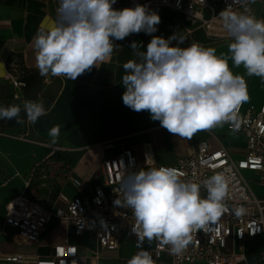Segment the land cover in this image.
<instances>
[{
    "label": "clouds",
    "instance_id": "9594fccd",
    "mask_svg": "<svg viewBox=\"0 0 264 264\" xmlns=\"http://www.w3.org/2000/svg\"><path fill=\"white\" fill-rule=\"evenodd\" d=\"M255 2L233 0L232 4H241L243 11H233L230 4L219 13L231 40L230 55L218 56L215 48L195 42L182 47L187 38L178 31L167 39L152 36L143 51L140 43L132 42L137 59L123 65V104L138 113L147 111L169 133L187 140L226 123L236 130L238 110L249 95L244 77L233 74L228 60L236 67L243 65L248 76L264 78V19H257L248 7ZM115 3L59 0L55 20L33 39L39 74L75 80L110 59L120 48L114 40L157 32L161 18L147 5L115 9ZM21 111L20 105L0 106V119L22 123ZM23 111L31 123L47 115L44 104L38 101H24ZM59 134L60 125L49 130L51 143L57 142ZM202 188L206 197L201 196ZM121 191L123 198L118 196L114 204L131 209L135 218L132 232L141 249L127 264H155L150 253L142 249L145 240L160 241L170 246L173 255H182L194 233L212 231L228 211L222 173L196 183L181 179L174 168H141L126 173ZM233 212L241 217L246 209L237 207Z\"/></svg>",
    "mask_w": 264,
    "mask_h": 264
},
{
    "label": "crops",
    "instance_id": "0c3cea01",
    "mask_svg": "<svg viewBox=\"0 0 264 264\" xmlns=\"http://www.w3.org/2000/svg\"><path fill=\"white\" fill-rule=\"evenodd\" d=\"M59 0H0V106L20 105L22 123L15 120L0 119V207L7 201L24 193V176L37 161L45 158L48 149L43 145L30 144L6 137L4 134L27 133L32 140L51 143L49 130L60 125V134L55 144L71 148L66 156L52 158L66 160L68 163L67 181L59 192L73 198L87 195L91 188L101 181L98 170L103 160L117 154L122 148H129L137 161L142 164V152L149 144L154 161L159 165H172L178 158L186 156L199 142H206L211 148L224 147L235 159L246 152V141L242 135L228 132L225 125L212 130L198 132L190 140L169 133L153 121L147 111L135 112L125 106L122 95L125 91L122 77L125 75L124 63L137 59L130 47L132 42L142 45L146 50L152 36L167 39L172 33L166 31V25L175 17L165 9H151L161 18L157 32L147 35L144 32L133 33L124 40L113 41L120 48L114 50L110 59L91 70L85 71L75 80L61 82L51 78L44 84L36 67L33 39L37 32L46 28L56 18ZM168 15L171 20H167ZM216 49V54L230 55L228 45L231 41L211 43L202 33H197L193 41L186 40L182 47L191 43ZM175 44V42H173ZM13 62L24 72L25 87L23 98H13V88L4 78L6 62ZM233 74L244 77L249 100L245 103L259 106L264 104V78L248 76L243 65L234 66L228 60ZM46 97V100H44ZM26 100L42 102L47 115L31 123L23 111ZM141 168H150L143 166ZM253 176V175H252ZM70 178L82 183L81 190L76 189ZM251 190L257 196H264V188L256 182H250ZM57 206H63L57 203ZM3 213L0 211V229ZM75 244L78 252V264H91L89 256L98 252L96 264H127L141 249L137 241H128L115 250L100 249L93 235H76L70 224L53 218L42 231L36 244L17 242L13 230L8 235L0 233V249L4 253H17L27 256H47L57 244ZM152 242L145 240L142 248L151 247ZM234 249L242 251L245 261L238 264H264V236L259 235L234 244ZM0 264H34L0 261ZM157 264H172L163 256ZM202 264V263H196Z\"/></svg>",
    "mask_w": 264,
    "mask_h": 264
},
{
    "label": "built area",
    "instance_id": "2783aa9c",
    "mask_svg": "<svg viewBox=\"0 0 264 264\" xmlns=\"http://www.w3.org/2000/svg\"><path fill=\"white\" fill-rule=\"evenodd\" d=\"M233 0H116L115 9L147 5L151 9H165L175 20L166 25L170 33L181 32L186 40L193 41L197 33H202L211 43L231 41L223 28L219 13ZM257 19H264V0H256L248 5ZM233 11H243L239 3L232 4ZM39 71V70H38ZM5 80L13 88V98L22 99L25 87L24 72L13 62H6ZM51 78L63 82L65 77L42 76L44 84ZM228 132L242 135L246 141V152L241 158H233L220 146L211 148L206 142L197 143L190 152L177 159L172 165H159L149 144L143 149V163L140 164L129 148H122L117 154L102 161L98 170L101 181L95 184L87 195L68 198L58 192L54 199L33 198L25 193L32 187L37 177L45 178V164L59 156H66L72 149L60 144H48L32 140L28 134H4L6 137L30 144L43 145L48 152L40 161L35 162L24 176V193L7 201L0 211L3 213L0 233L8 235L13 230L17 242L36 244L46 225L56 218L70 224L76 235L91 234L100 249L115 250L128 241H137L132 232L135 218L131 209L119 207L114 200L120 196L121 180L127 172H136L143 166L169 167L181 174V179L201 183L213 174L222 173L227 183L225 204L228 211L221 217L218 227L210 232L199 231L193 234L192 242L182 255H173L170 246L152 240L151 247L142 248L150 253L155 264L165 256L172 264H238L245 261L242 251L234 249V244L259 235L264 236V196H257L250 188V182H256L264 188V104L243 103L238 110V128L224 124ZM148 158V159H147ZM251 172L253 179L248 180L243 172ZM73 186L81 190L82 183L70 178ZM40 188V187H39ZM205 189L201 196L206 197ZM62 203L63 206H57ZM243 207L246 214L236 217L233 209ZM215 227V226H213ZM264 255V252H263ZM98 252L89 256L91 264L99 259ZM78 252L75 244L62 243L53 247L47 256H27L17 253H4L0 249V261L34 264H78Z\"/></svg>",
    "mask_w": 264,
    "mask_h": 264
},
{
    "label": "rangeland",
    "instance_id": "374dc122",
    "mask_svg": "<svg viewBox=\"0 0 264 264\" xmlns=\"http://www.w3.org/2000/svg\"><path fill=\"white\" fill-rule=\"evenodd\" d=\"M167 20H171L168 15H165ZM46 100V97H44ZM68 163L66 160L57 159L55 162L51 161L45 164L43 170L46 174L45 178L37 177L33 182L36 184V188L32 189L34 193H28L33 198H49L54 199L59 192L60 188L67 181V168ZM253 174L251 172L244 171L243 176L252 180ZM252 182V181H251ZM35 186V185H34ZM40 187V188H39ZM31 190V191H32Z\"/></svg>",
    "mask_w": 264,
    "mask_h": 264
},
{
    "label": "trees",
    "instance_id": "16d2710c",
    "mask_svg": "<svg viewBox=\"0 0 264 264\" xmlns=\"http://www.w3.org/2000/svg\"><path fill=\"white\" fill-rule=\"evenodd\" d=\"M35 185V186H34ZM34 188H36V184H32V187L29 189V190H27V191H25V193L27 194V195H29L30 193H34L33 192V190L32 189H34ZM32 190V191H31ZM29 193V194H28Z\"/></svg>",
    "mask_w": 264,
    "mask_h": 264
}]
</instances>
